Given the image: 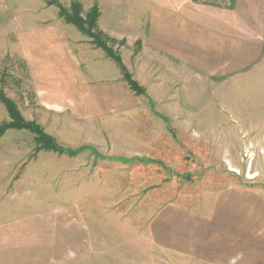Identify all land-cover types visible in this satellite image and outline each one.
<instances>
[{"label": "rangeland", "instance_id": "rangeland-1", "mask_svg": "<svg viewBox=\"0 0 264 264\" xmlns=\"http://www.w3.org/2000/svg\"><path fill=\"white\" fill-rule=\"evenodd\" d=\"M72 1L0 0V90L64 147L87 146L106 159L89 150L35 154L24 130L1 137L0 264H170L148 229L159 205L215 201L227 188L264 194L261 49L203 44L187 32L172 44L156 3L142 11L140 27L132 28L141 15L126 6L105 30L106 0H76L84 17L97 7L98 27L116 40L107 44L146 88L138 96L116 63L59 16L57 3L69 9ZM192 2L193 9L237 4ZM240 4L264 14V0ZM162 38L188 58L160 64ZM8 119L0 103V124Z\"/></svg>", "mask_w": 264, "mask_h": 264}, {"label": "crops", "instance_id": "crops-1", "mask_svg": "<svg viewBox=\"0 0 264 264\" xmlns=\"http://www.w3.org/2000/svg\"><path fill=\"white\" fill-rule=\"evenodd\" d=\"M179 1L182 13L177 9V0H106L109 5L105 7H110V11L106 10L108 18L101 25L108 30L115 22V12L125 11L127 6V11L141 15L133 20L139 25L132 28L140 27L142 11L151 10V3H156L162 32H171L170 43L181 41L179 36L187 32L192 40L201 39L203 44L217 42L233 49L241 45L261 49L260 59L264 60V14L260 8H241L237 0L232 9L214 6L193 9L192 0ZM203 19H208L206 30L201 23ZM163 44L170 45L167 42L157 45L160 64L169 67L176 64L173 60L188 58L186 54L171 53L172 47H163ZM241 58L248 59L243 50L239 53ZM148 229L152 242L170 264H264L263 193L227 188L216 194L215 201L188 203L178 199L164 203L151 217Z\"/></svg>", "mask_w": 264, "mask_h": 264}, {"label": "trees", "instance_id": "trees-1", "mask_svg": "<svg viewBox=\"0 0 264 264\" xmlns=\"http://www.w3.org/2000/svg\"><path fill=\"white\" fill-rule=\"evenodd\" d=\"M59 8V16L68 24L76 27L82 34L92 39V43L99 49H102L108 58L116 63L117 67L123 75L124 81L138 96H146V88L143 87L134 76L128 71L123 63L122 57L117 54L109 42L115 43V39L108 38L105 33L98 27L99 11L97 7H93L85 17L83 16L81 4L73 0L69 9L57 3ZM109 40V41H108ZM108 43V44H107ZM124 43V42H122ZM0 103L5 107L9 116L8 121L0 124V138L3 137L10 130H24L30 132L34 136L35 154L40 152H51L58 156L75 157L84 151H92L96 159H106L105 156L99 154L96 150L90 147L69 148L61 145L57 139L50 133L46 132L45 128L36 121H29L23 116L18 104L0 90ZM115 161L123 163H130L138 161L142 163L160 164L162 162L156 160H146L144 158L126 159V158H112Z\"/></svg>", "mask_w": 264, "mask_h": 264}, {"label": "bare ground", "instance_id": "bare-ground-1", "mask_svg": "<svg viewBox=\"0 0 264 264\" xmlns=\"http://www.w3.org/2000/svg\"><path fill=\"white\" fill-rule=\"evenodd\" d=\"M254 177V176H253ZM253 177H250L251 179H253Z\"/></svg>", "mask_w": 264, "mask_h": 264}]
</instances>
